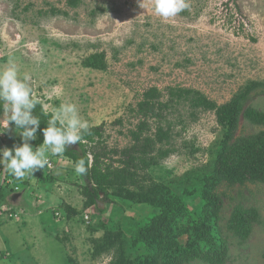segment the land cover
I'll list each match as a JSON object with an SVG mask.
<instances>
[{
    "label": "rangeland",
    "instance_id": "374dc122",
    "mask_svg": "<svg viewBox=\"0 0 264 264\" xmlns=\"http://www.w3.org/2000/svg\"><path fill=\"white\" fill-rule=\"evenodd\" d=\"M186 3L185 10L164 19L154 13L153 0H0V68L14 60L21 75H30L33 97L42 106L74 103L89 127H102L101 144L94 149L106 154L104 165L121 167L119 156L110 151L137 147L130 132L142 122L141 137L155 140L154 131L161 126L165 138L141 158H155L160 146L170 150L158 164L147 167L136 161L135 183L122 187V193L108 190V200L99 201L95 210L84 207L83 182L72 163L49 154L51 166L41 170L32 187L25 183L26 201L18 198L19 188L12 182L5 204L16 208L20 218L0 219L4 264H145L155 255H160L156 264H162L163 254L175 249L170 241L136 248L129 242L163 210L132 202L125 191L150 194L153 185L156 190L163 185L166 197L180 205L175 222L182 232L172 233L171 239L184 250L203 239L207 177L221 201L219 229L213 232L225 242L223 264H264V178L248 181L226 173L214 181L211 175L226 132L213 106L230 103L251 85L243 107L264 113V0ZM97 54L103 66H89ZM175 90L190 93L177 99L170 95ZM192 92L207 104L193 107V98L200 97ZM146 108L155 116L138 113ZM260 131L264 127L240 117L235 137ZM12 137L10 124L0 149L9 148ZM67 147L76 149V144ZM237 208L258 212L244 241L226 228ZM34 213H43L48 221L28 224ZM101 224L111 227L110 242Z\"/></svg>",
    "mask_w": 264,
    "mask_h": 264
},
{
    "label": "trees",
    "instance_id": "16d2710c",
    "mask_svg": "<svg viewBox=\"0 0 264 264\" xmlns=\"http://www.w3.org/2000/svg\"><path fill=\"white\" fill-rule=\"evenodd\" d=\"M75 3H73L74 5ZM92 59L88 60V65L95 67L99 65L102 67L101 54L93 55ZM249 86L247 90L234 98L230 103L215 109V117L218 125L222 126L226 132L221 141L218 142L217 157L212 168L211 175H213L214 181H218L220 178L225 177L226 173H235L243 180L248 181H260L264 178V131H260L255 135H246L241 137H235L239 118L242 117L249 124L253 126L264 127V113L256 110L255 108L247 107L244 109L242 102L246 99ZM172 92V91H171ZM170 93V95L180 97H187L190 91H177ZM194 93V92H192ZM194 95H199L194 93ZM200 98L195 97L192 100V106L203 107L207 104V101L199 95ZM2 107V106H0ZM159 111H162L158 109ZM42 104L39 103L33 114L40 117V128L46 127L48 115L42 114ZM148 111V112H145ZM141 115L155 116L153 109L138 110ZM144 113V114H143ZM150 113V114H148ZM2 114V109H0ZM12 125V124H11ZM14 125H12V128ZM90 134L85 136L86 142L76 144V149L66 148L64 158L68 159L72 165L73 162L83 157L88 164V172L86 175H78L79 179L83 182L81 185V195L85 199L84 207L94 208L97 207L99 201L103 202L108 200V190H114L118 193H122V187L128 184H134V172L138 168L136 161L140 160L145 166L151 164H158V161L164 159L169 155L170 150L165 149L164 146H160L157 150L156 157L150 158L149 161L144 160L141 156L148 155L152 148L155 147L156 141L161 142L165 138V132L161 126H157L154 131L155 140L151 136L141 137L142 130H145L146 124L144 122L137 125L134 132H130L131 141H134L139 147L125 148L122 151H110L118 157L117 162L121 165L119 169H113L109 165H104L103 159L106 154L97 153L94 147L101 144L102 127H89ZM37 139L30 141L34 148L40 145L43 141L42 133L37 131ZM168 136V135H167ZM11 179L10 176H8ZM12 181V179H11ZM159 190H156L153 185V190L150 194L138 192L132 193L125 191L126 195L132 202L154 205L163 210L158 215L147 222L144 226L140 227L136 234L133 236V240L130 241V245L136 248L138 244L150 245L153 242L170 241L175 249H171L168 253L163 254L162 264H187L193 260H199L204 264H223L226 257L225 242L218 239L214 232L218 230L219 213L221 210V201L219 196L212 192L213 185L209 181V177L205 178L202 190L204 192L203 200L204 207L207 211L203 214L201 219V229L203 239L194 241V244L188 246V248L181 250L177 247L176 239L172 238V233L181 234L180 227H177L175 220L180 217V205L175 199L170 200L166 197L167 194L164 191L163 185H157ZM157 187V188H158ZM14 190L11 186H0V206L5 204L7 196ZM117 196V195H116ZM173 201V202H172ZM98 213H103V209H98ZM206 221L207 225L203 223ZM258 220V212L255 209L244 210L235 209L230 220L228 221L227 229L235 236H238L243 241L246 240L251 232L253 224ZM218 229H217V228ZM101 228L104 229L107 242L112 239L111 227L108 224H101ZM186 232H190L187 230ZM218 233V231H217ZM121 233L115 235V239H120ZM150 237V239H149ZM160 255H155L149 258L145 264H156V259Z\"/></svg>",
    "mask_w": 264,
    "mask_h": 264
},
{
    "label": "clouds",
    "instance_id": "9594fccd",
    "mask_svg": "<svg viewBox=\"0 0 264 264\" xmlns=\"http://www.w3.org/2000/svg\"><path fill=\"white\" fill-rule=\"evenodd\" d=\"M188 7L186 0H153L154 13L164 19L176 16ZM29 74H20L14 60L0 68V109L4 119L0 121V134L9 130L19 136L21 144L11 149H0V166L3 173L16 181L27 177L33 179V173L50 167L49 154L63 157L69 145L86 142L90 134L89 123L79 114L76 104L62 102L59 106L44 104L42 114L48 115L46 127L40 128V117L33 112L40 101L33 97ZM43 136L40 145L33 148L30 141L37 139V131ZM77 175H86L89 168L86 159L81 157L73 162ZM0 264H4L0 261Z\"/></svg>",
    "mask_w": 264,
    "mask_h": 264
},
{
    "label": "crops",
    "instance_id": "0c3cea01",
    "mask_svg": "<svg viewBox=\"0 0 264 264\" xmlns=\"http://www.w3.org/2000/svg\"><path fill=\"white\" fill-rule=\"evenodd\" d=\"M2 115H3V112H2ZM12 141H11V146H9V149H11L13 147V145L19 143V140L18 137L16 135L13 134V137H12ZM30 143V142H29ZM32 145V144H31ZM43 170V169H41ZM41 170H38L36 172L33 173V179L31 177H27L25 178L22 182L21 181H16L14 180L12 177V182L18 186L19 188V197L20 199H24V201H26L28 198H27V193L29 192L28 190V186L25 184L27 181H28V184L30 185V187H32V185H34L37 181V175L41 172ZM46 171V168L44 169ZM24 195V196H23ZM24 198H23V197ZM36 212V211H35ZM27 219V218H26ZM31 220V221H30ZM45 221H48V219L44 216L43 213H34V215L31 216V218L29 219V223L28 224H32L33 226L36 225V226H39L41 224V222H44ZM23 222H26L25 220ZM50 222V220H49ZM54 222V220H53ZM55 223V222H54ZM27 224V222H26ZM9 227V226H8ZM12 228V226H10ZM28 237H29V233H28Z\"/></svg>",
    "mask_w": 264,
    "mask_h": 264
},
{
    "label": "built area",
    "instance_id": "2783aa9c",
    "mask_svg": "<svg viewBox=\"0 0 264 264\" xmlns=\"http://www.w3.org/2000/svg\"><path fill=\"white\" fill-rule=\"evenodd\" d=\"M0 131H3V129H0ZM5 136V132L3 134H0V146H3V139ZM3 168L0 166V184L1 186H11L12 181L8 178V176L2 172ZM16 190V189H15ZM19 212L16 210V208L8 207L7 204H3L0 206V219L5 218L7 220H18L20 218ZM21 213H24V211Z\"/></svg>",
    "mask_w": 264,
    "mask_h": 264
}]
</instances>
